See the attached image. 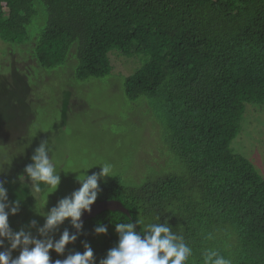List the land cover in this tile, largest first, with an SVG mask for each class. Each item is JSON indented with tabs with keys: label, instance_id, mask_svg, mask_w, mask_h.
Here are the masks:
<instances>
[{
	"label": "trees",
	"instance_id": "trees-1",
	"mask_svg": "<svg viewBox=\"0 0 264 264\" xmlns=\"http://www.w3.org/2000/svg\"><path fill=\"white\" fill-rule=\"evenodd\" d=\"M36 5L44 25L28 36ZM0 40L29 43L44 69L74 58L76 80L108 74L113 49L140 56L122 90L130 100L144 97L162 131L160 157H173V169L139 183L115 176L98 186L96 200L116 199L127 213L102 210L79 230L67 221L49 238L67 230L77 239L52 260L87 244L99 264L118 243L115 223L143 219L182 238L191 249L185 264L210 254V264H264V177L230 147L245 103L264 102V0H0ZM10 55L9 72L0 73V141L30 101L27 73ZM98 223L105 234H95Z\"/></svg>",
	"mask_w": 264,
	"mask_h": 264
},
{
	"label": "rangeland",
	"instance_id": "rangeland-1",
	"mask_svg": "<svg viewBox=\"0 0 264 264\" xmlns=\"http://www.w3.org/2000/svg\"><path fill=\"white\" fill-rule=\"evenodd\" d=\"M35 9L28 36H35L44 25L43 7L36 5ZM29 49V43L0 40V73L9 72L12 52L16 65L27 73L31 87L26 115L18 117L21 110H17L16 126L4 128L2 139L6 141H0V168L5 174L0 179L5 180L9 201H20L18 212L9 216L10 228L38 237L37 229L45 223L43 213L79 188L77 170L88 168L86 174L91 175L108 164L111 175L100 178L98 186L115 176L120 177L121 183H139L148 173L173 169L174 162L167 150L164 160L160 157L162 131L144 97L130 100L122 90L124 76L139 67L140 56H125L113 49L108 52V74L76 80L74 58L44 69L31 59ZM45 139L61 177L57 190L51 194L44 185L40 193L31 191L29 182L20 178L33 150ZM230 147L264 177V102L245 103L240 129ZM67 221L44 238L54 235Z\"/></svg>",
	"mask_w": 264,
	"mask_h": 264
},
{
	"label": "clouds",
	"instance_id": "clouds-1",
	"mask_svg": "<svg viewBox=\"0 0 264 264\" xmlns=\"http://www.w3.org/2000/svg\"><path fill=\"white\" fill-rule=\"evenodd\" d=\"M50 151L48 141L42 140L33 150L30 163L25 165L23 174L20 175V178L29 182L31 191L35 193H40L41 185H44L47 193L51 194L60 184V173L50 157ZM87 170L85 168L75 172L76 181L80 185L77 190L69 197L60 199L47 213H43L45 223L37 229L39 238L23 229L14 232L10 228L9 216L18 212L20 201H9L5 180L0 179V249H3L0 250V264H95L93 250L87 244H84L83 252H75L63 259H51V252L63 255L65 247L77 239L75 234L65 230L58 240L44 238L65 220L74 229L82 227V214L90 211L97 199L98 180L111 175V166L108 164H103L99 173L87 175ZM4 174L5 171L0 168V175ZM137 225H144L142 231H136ZM31 226H35V221ZM94 232L97 235L105 234L107 227L98 223ZM115 232L118 234V243L108 250L99 264H185L191 255V249L181 237L173 233L167 223L144 224L143 219L135 223L118 222L115 223ZM17 249L19 254L13 257L12 252ZM214 255H208L204 264H210ZM214 264L228 262L217 258Z\"/></svg>",
	"mask_w": 264,
	"mask_h": 264
},
{
	"label": "water",
	"instance_id": "water-1",
	"mask_svg": "<svg viewBox=\"0 0 264 264\" xmlns=\"http://www.w3.org/2000/svg\"><path fill=\"white\" fill-rule=\"evenodd\" d=\"M119 210L124 213H127V209L122 205V203L116 199H100L96 200L93 205H91V209L88 212H85L81 216L80 222L82 223L85 219L92 217L96 213L102 210ZM76 230V229H75Z\"/></svg>",
	"mask_w": 264,
	"mask_h": 264
}]
</instances>
